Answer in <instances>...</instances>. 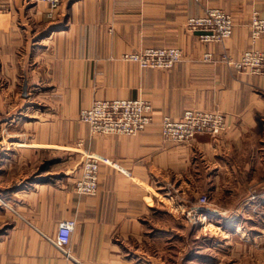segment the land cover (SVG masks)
Masks as SVG:
<instances>
[{
    "label": "crops",
    "instance_id": "crops-1",
    "mask_svg": "<svg viewBox=\"0 0 264 264\" xmlns=\"http://www.w3.org/2000/svg\"><path fill=\"white\" fill-rule=\"evenodd\" d=\"M207 7L233 18L223 42H203L187 26ZM253 12L264 17V0H59L53 10L40 0H0V197L10 206L0 204V264H181L191 256L220 264L221 234L227 243L253 241L240 225L251 205L264 203V182L254 178L264 173V68L239 70L225 61L251 47L264 51V35L250 38ZM172 45L182 58L169 69L122 58ZM137 97L153 113L137 134L91 135L78 119L95 99ZM189 108H218L225 132L163 139L162 116ZM88 153L99 158L93 196L73 190ZM199 195L226 212L209 211L206 233L172 210L186 204L182 196ZM68 218L76 224L65 256L48 238ZM174 240L180 246L172 263L166 252L171 256ZM256 246L230 258L229 245V262L263 261L264 246Z\"/></svg>",
    "mask_w": 264,
    "mask_h": 264
},
{
    "label": "built area",
    "instance_id": "built-area-1",
    "mask_svg": "<svg viewBox=\"0 0 264 264\" xmlns=\"http://www.w3.org/2000/svg\"><path fill=\"white\" fill-rule=\"evenodd\" d=\"M48 3L50 10L57 7L59 0H40ZM51 14V12H49ZM187 26L198 32L203 42H223L233 31V18L230 13L218 7H207L200 16L187 18ZM250 38L254 42L264 35V17L253 12L249 21ZM205 59H211L212 53L205 52ZM122 58L136 63L141 68L173 67L182 58V50L177 45L150 46L138 51L125 52ZM229 66L239 70L261 71L264 68V51L251 47L244 50L238 58L225 54ZM78 119L87 124L91 135L122 134L133 135L143 131L152 121V105L144 98L95 99L79 110ZM225 116L218 108L184 110L181 116L164 115L161 118L163 139L175 143L190 142L197 134L205 133L217 136L225 132ZM99 158L88 153L82 160L80 174L75 180V193L93 196L98 189ZM0 204L10 207L0 197ZM75 219L60 220L56 236L49 241L57 246L65 256H70L67 249L70 233L74 230Z\"/></svg>",
    "mask_w": 264,
    "mask_h": 264
},
{
    "label": "rangeland",
    "instance_id": "rangeland-1",
    "mask_svg": "<svg viewBox=\"0 0 264 264\" xmlns=\"http://www.w3.org/2000/svg\"><path fill=\"white\" fill-rule=\"evenodd\" d=\"M133 63V62H132ZM136 64V63H135ZM139 133V132H138ZM262 167V165L260 166ZM254 178H255V185L259 182L262 183L264 182V173L260 172L259 174H254ZM242 194V192H238L237 193V198ZM259 196V192L258 191H252L250 198L251 199H256ZM262 199L264 200V192L261 193ZM183 199H186V204H183L172 208V210L177 213V215L183 219L185 222L189 223V224H194L196 226H198L199 230H201V232L203 231V233H206L207 231L211 230L213 227H211V221L209 220L208 213L212 212V213H218L219 208H210V206L212 205L210 203V200L208 199V196L206 195H199L198 198H195L194 200H190L189 197H183ZM179 199V198H178ZM180 200V199H179ZM213 207V205L211 206ZM215 209V210H214ZM211 210V211H210ZM210 211V212H209ZM225 211H223L222 209L220 210V214H224ZM226 213V212H225ZM245 216H249V220H244L245 223L241 224V228L243 226H245V231L247 232H251V237L253 241H245L243 240V238H235V239H231L229 243H227V238H223L222 234L218 237V239L221 241V247L224 250L221 251V255H220V264H231L229 262L230 258H235L239 257L242 258L244 257L243 254V249H248V250H252L255 251L257 246H264V236L263 238L259 237L257 233L259 232H264V203L261 204L260 202H257L255 205H251L250 209L244 213ZM177 216V217H178ZM183 221V222H184ZM195 226V227H196ZM200 226V227H199ZM221 227V226H220ZM222 229V227H221ZM226 230V227L224 228ZM244 230V228L242 229ZM222 232V231H221ZM241 232V230L239 231ZM226 233V232H225ZM264 234V233H263ZM255 235V237H254ZM196 235H193V237L189 240V248L190 246H194L195 247V242H196ZM204 260L207 261V259L211 258L212 256V251L209 250V246L211 245V240H204ZM223 244V245H222ZM234 246L233 247V251L234 254L231 255L230 258H228V248L229 245ZM234 244V245H233ZM208 245V246H207ZM180 246V241L179 240H174L173 241V246L171 248V256L169 255V253L166 252V256L169 260L172 261V263H175L176 257L177 255H175L176 252V248ZM240 249V250H237ZM245 252V251H244ZM252 262H247L245 261L244 264H264V260L263 261H259L258 257H253ZM181 264H200L199 263V258L198 259H194L192 256L189 259H186L184 261V258L182 260ZM202 264H211L210 263H202Z\"/></svg>",
    "mask_w": 264,
    "mask_h": 264
}]
</instances>
